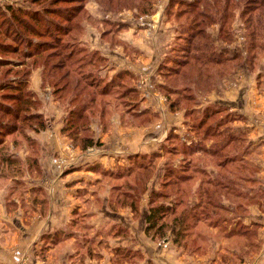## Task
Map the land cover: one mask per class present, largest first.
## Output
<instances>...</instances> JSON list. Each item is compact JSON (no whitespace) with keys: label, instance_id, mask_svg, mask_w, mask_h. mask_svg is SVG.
Returning <instances> with one entry per match:
<instances>
[{"label":"trees","instance_id":"trees-1","mask_svg":"<svg viewBox=\"0 0 264 264\" xmlns=\"http://www.w3.org/2000/svg\"><path fill=\"white\" fill-rule=\"evenodd\" d=\"M31 1L33 5H40L38 3L46 0ZM64 1L70 0H54V3L57 5L56 3ZM88 1L90 0H78L79 6L65 9L55 7L42 11L11 7L6 11L0 9V54L20 56L22 60L17 62L16 67H26L28 62L33 64L29 71L23 72L10 82L0 80V178H9L22 172L18 169L19 159L11 156L13 151L10 149L8 152V147H5L8 140L13 139L15 134L21 131L25 134L24 141L30 143L26 138L27 129L36 131V128H46L43 114L33 108L35 104L40 103L28 89L30 72L38 65L34 63L47 52L66 48L67 38L70 41L68 43L73 44L72 49L76 46L79 49L78 53L85 55V52L81 51L85 46L80 39L84 33L83 25L80 24L84 20L96 27L100 24L102 29L100 36L111 46L124 45L117 39V35L128 26L93 19L84 9ZM92 1L106 12L117 13L126 9L135 11L138 15H150L157 0ZM235 10L239 11L245 29L247 50L242 58L255 69L258 58L264 57V0H168L165 9L166 18L176 22L179 31L158 66L157 71L162 83L157 88L166 97L171 111H184V116L189 119V132L200 138L198 143L204 145L211 142L210 147L201 149L193 142L190 145H186L185 142L177 143V136L170 134L167 139L168 147L163 145L162 153L131 156L128 158L130 164L128 167L112 172H101L109 181L116 182L110 188L109 201L113 199L118 208L128 206L136 214L137 202L146 191L145 183L154 172L155 160L157 162L162 157L165 158L159 190L150 193L145 232L152 239L159 240L166 232L171 231L174 235V244L180 248L189 245L192 253L197 252L201 247L199 242H204V237L210 235L208 232L204 233L203 226L215 229L219 224L223 225L222 222L224 224L231 222L224 221L223 213L228 212L229 206H223L220 201L234 202V212L236 208L242 209L240 201L244 197L239 195L236 183L244 180L254 182L252 177H242V174L248 171L245 169L246 163H242L241 160L242 134L239 136L230 131V124L234 120L232 114L227 113L220 118L218 116L222 113L219 112L222 111L221 108L206 107L201 118L194 110L196 93L212 87L215 81L229 72L234 62L238 64L242 62L239 57H228L225 50L219 53L206 30L212 24H219V38L230 43L232 40L230 24ZM42 17L45 20L41 19ZM39 24L42 28L38 27ZM47 55L50 58V55ZM56 55L60 63L57 66L67 71L59 81H65L70 75L77 76L72 77L76 81L70 88L65 85L60 90L70 89L75 97L71 101L76 103L75 107L68 108V117L71 115L86 117V131L92 111L97 109L101 114L106 110L105 107L111 104L115 106L114 109L126 108L127 114L133 119L145 122L158 119L157 115L149 111L137 112L138 95L131 86L132 78L129 73L119 72L110 82L98 77L99 67L105 64L106 59L97 51L89 53L86 50V61L79 60L80 64L75 68L71 65L77 62L76 51L65 55L59 52ZM5 60H0V67L7 65ZM40 65L43 66L40 73L41 81L44 77L49 81L46 64ZM52 70L54 67L51 68L50 81L55 78ZM53 88V95H56L55 83ZM78 101H82V104L79 105ZM33 121H36L37 125L22 129L26 125L25 122ZM85 141L86 148L94 144L87 132ZM12 142L15 147L20 143L25 144L15 139ZM15 147L13 149H17ZM180 156L183 160L174 167L173 160ZM35 158L37 159V156ZM36 159L32 157L28 159V169L35 168L39 171V167H35V163H38ZM208 165L216 169L213 179L205 170ZM92 168L100 170L98 166ZM194 184L196 187L193 189ZM233 186L235 190L230 188ZM190 198L197 201L189 205ZM234 225L236 227L231 232L244 236L242 222L236 220ZM216 233L218 235V232ZM60 238L61 232L43 236V240L48 241L49 245L55 244Z\"/></svg>","mask_w":264,"mask_h":264},{"label":"rangeland","instance_id":"rangeland-1","mask_svg":"<svg viewBox=\"0 0 264 264\" xmlns=\"http://www.w3.org/2000/svg\"><path fill=\"white\" fill-rule=\"evenodd\" d=\"M77 1L78 0H76V2H71V0L64 1L56 3L57 5H55L54 0H46L44 2L38 3L40 5H33L31 4V0H0V9L3 11H6L9 7L21 10L39 9L41 11L50 7L65 9L67 7L79 6ZM91 3L95 4V6H93ZM167 4L168 0H158L154 4L153 8L157 9L158 13V15L154 17L155 21L152 20L153 15L151 14L138 15L135 11H127L126 9H122L117 13L103 11L100 6L92 0L85 3L84 9L95 20H104L112 23L118 22L127 25V29L132 28L134 31L144 30L151 32L155 30L157 32L161 24H169L174 28V30L172 29L173 38L169 44L171 46L177 36L179 26L176 22L166 18L165 9ZM41 19L45 20L44 17ZM84 21H82L80 24L81 26L83 25L84 31L80 39L82 44L85 46V49L82 48L81 50L85 52V55L78 53L79 49L76 46L72 49L73 44H69L68 42L70 41L67 40L69 38H65L67 41H65L67 45L66 48L58 51L52 50L47 52V54L50 55V58H48V55L46 54L43 56V58H40L37 63H34L38 64L39 66L36 65L31 70L33 72H30L31 77L29 76L28 89L35 96L34 98L40 103V105H38V103L35 104L33 108L36 112L39 111V113L43 114L42 116L43 120L46 122V128H36V131H31L30 129H27L26 131L24 130L26 133V138L30 143H26L24 141L25 134H22L20 131L19 133L15 134L13 139L19 142H24L25 144L22 145L20 143V145L15 147L14 144H12V138L8 140V144H5V147H8V152L11 150L13 151L11 156L19 159L20 164L18 165V169L22 170V172L16 175L14 174L9 178H0V209L2 210L1 207H5L6 213L11 215L15 214L16 212L23 213L24 219L26 218L30 224H34L38 219L45 218L50 213V197L47 195V193L50 192V188L48 186V188H44L43 185L46 184V177L49 180V169L54 167V173H59L60 177L65 178L66 176L72 175L78 179L64 182V185H62L63 190L66 189L69 194H64L65 197H62L63 199L61 198V205H55V207H59L60 210L64 213L66 212V214L61 215L59 213L57 216L55 215L56 218H59V221L53 226V229H51L49 232H43L38 237V241L32 245V256L37 257L42 262H46L52 253L51 251L57 249L59 252L56 253V256L67 258L69 264H162L159 261L160 258H157L159 259L157 262H152L150 259L144 260L142 248L137 246L135 240L130 237L131 234L129 235L128 230L119 225V223H113L109 219L112 218V220H116L118 215L110 217L105 209H101V207H103L100 203L102 198L97 197L95 198V201H93L96 205H98L99 209L97 213H93V215H95V219L93 220L95 221L91 220L92 214L86 211V202L89 200L92 201V199H86V179L84 178V175H86V156H97L100 154V151L103 149V143L101 142L102 135L110 138L116 134L115 129H117V131L124 132V128L128 129L131 128V126L132 128H139L141 126H145L147 122L141 119H127V125H125V127L120 126V128H118L115 126V123L113 125L111 121L114 114H120L121 124L124 119L131 117L127 114L126 108H122L120 110L114 109L115 106L112 104L107 105L105 107L106 110L101 114L97 109L92 111V117H89L88 119L89 125L87 124V131L86 117L82 116L79 118L75 117V115L68 117V108H72L73 106L75 107L74 104L76 101H71L75 97L72 95L70 89H64L63 91L60 89L65 87V85L70 88L72 83L76 81L72 77L77 76L70 75L65 81H59L60 77L67 73V71L60 68V66H57L60 65V63L56 53L61 52L62 55H65L72 52L73 50L76 51L77 62L71 65L73 68L80 64L79 60L82 59L83 61H86V50L89 53L94 51L89 47L88 44H86V39H84L86 31L89 28L95 29L100 36V30L102 29L100 24L98 27H96ZM230 26L232 30V40L230 43H226L224 40L219 38V24H212L206 30L211 36V40L213 41L215 49L219 53L225 50L228 57H239L242 62L239 64L234 62L236 67L233 65L229 72H226L224 76L215 81L212 87L206 91L202 90L201 92L196 93L197 101L196 105L194 106V110L198 112V115L201 118L206 107L221 108L222 111L219 112L222 113H220L218 116L220 118L227 113L232 114L234 120L230 124V131L235 135L240 136L242 134L241 160L242 163H246L245 169L248 171L247 173H243L242 177H252L254 178V182H247L244 180L240 183H236V185L239 187L237 188L239 195L244 197V199L240 201V203H242V205L240 204L242 209L236 208L234 212V202L232 203L230 200L220 201L223 203V206H229L227 207L228 212L223 213L224 221L226 220L225 222H231L228 224H224L222 222L224 226L219 224L218 227L215 228L216 230L209 226H203L202 229H204V233L208 232L210 235H206L204 237V242H199L201 247L197 252L192 253L189 245L184 246V248H180V246L174 244V235L171 233V231L166 232V234L163 237H160L159 240L158 238L152 239L145 232V228L147 227L145 223L143 227H140V232L143 228L145 237H147L151 242H157L155 245H157L158 248L160 247L159 249L161 251L162 249L168 250L172 248L180 255L183 254L182 256L186 259L188 258L190 261L192 258H204L205 261L213 262V260H216L217 264H264V148L262 150V147L259 146L262 141L255 142L251 140L253 142H250V136L243 127L242 133H239L235 129L238 123L242 122V126L247 125V118H254L252 119L251 123L252 127H262L264 129V57L261 56L258 58L255 69L251 68L248 63L245 62L244 58H242L245 56L247 48L245 44L246 40L244 38V23L239 16V11L235 10ZM38 27L42 28L40 24ZM146 38L148 39L149 36ZM100 39L103 40L102 38ZM107 45L110 49H116L121 46L118 44L111 46L109 42ZM1 59H6L5 61L7 62V65L0 67V80H5L6 82H10V80H14L17 76H21V74L25 71H29V67L33 65L32 63L28 62L26 67H16L18 64L17 62L22 60L20 56L0 54V60ZM40 64H46L49 81L44 77L42 82L41 77L36 76L35 72L39 71L41 73L43 70V66ZM106 65L107 60L103 66L99 67L97 75L101 79H107L110 81L114 76L111 77L104 74ZM52 67H54L52 72L54 73L55 78L54 80L50 81V72ZM239 69L242 70L239 71ZM7 70L8 72H6ZM157 70L156 74H154L157 78L154 88L156 92L162 96V102L165 103L169 110V103L166 100V97L157 88V86L162 83V79ZM73 71H75V69H73ZM131 77L132 82L136 83L133 85V88L137 91V93L143 92L142 87L145 86L146 79L142 78L134 81V77L132 75ZM240 80H242L243 83L250 84L252 82V84L256 85V95L258 100L255 99V101L250 103V105L252 107H254V105L256 106L258 110L257 115L243 116L237 112L230 111L227 107L220 104L206 103L203 99L214 92H232L238 90ZM54 83L56 95H53ZM250 89L252 90V85H250ZM143 93L145 98L149 96L148 93ZM248 93H250V90ZM69 102L71 103L69 104ZM81 102L82 101H78V103H80L79 105L82 104ZM136 104H139L138 109H143L141 107L142 102L137 101ZM143 111H148V109H143ZM171 113H182V125L178 127V124H171L164 127L162 122L163 125L161 128V136L159 138L160 140L157 139L159 140V143L161 141L162 142L160 143L158 149L150 152L149 154H134L130 156H149L153 153H162V146L165 145L168 147L167 139L170 134L177 136V143L185 142L186 145H190L193 142L201 147V149H207L210 147L211 142L205 143L204 146L203 144L198 143L200 138L190 134L189 119L184 116L183 110H177L174 112L171 111ZM160 116L161 114L158 115V119H160ZM36 123V121L31 123L25 122L26 125L23 126L22 129H25L30 125H37ZM112 125L115 129L111 134H108L107 132L110 131ZM145 128L148 127L146 126ZM86 132L88 135H91V138L94 142L93 146L87 148L85 144ZM54 142L63 144V152L51 149V146L55 145ZM14 147L17 149H13ZM31 153L32 155L30 156ZM36 156L37 159L35 158ZM31 157L38 161V163H35V167H39V171H37L35 168L31 170L28 169V159ZM179 161V157H176L173 160L174 167H177ZM164 162L165 158L163 157L157 162L155 160L156 164L154 166V172L145 183L147 189L152 188L150 191L159 190L160 179L164 173ZM91 165H94L95 167L98 164ZM129 165V162H127L124 166L122 164V167L126 168ZM205 170L211 179L215 177V168L208 165L205 167ZM45 171L47 174H45ZM101 183L105 185L103 178ZM107 183L108 188H111L112 184L116 182L108 181ZM195 187L196 184H194L193 189ZM69 188H73V191H68L70 190ZM230 188L233 190L236 189L234 186ZM191 199L192 198L189 199V205H192L190 203H195L197 201L195 198L192 200ZM146 200L147 199L145 197H141L139 198L137 204L140 202L139 206L141 207V202ZM107 204L108 207H110L113 211L125 207L118 208L119 206L115 204L113 199L109 201V197L107 198ZM124 210H128V212L131 214V217L136 221H139L143 217V214L141 213L142 211L140 210H138V213L136 214L132 211H129L131 210L130 207H125ZM120 219H123L122 215H119V220ZM232 219L233 224H231ZM236 220L242 222V235L244 234V236H238L236 232H231L233 228L236 227V225H234ZM56 232H61V238L55 244L49 245L48 241L43 240L44 235L54 234ZM216 232H218V235ZM168 234L169 238L167 239L166 236ZM216 245L218 246V250H216ZM126 251H128L127 254H124ZM24 264H27V262ZM175 264H179V261L175 262Z\"/></svg>","mask_w":264,"mask_h":264},{"label":"crops","instance_id":"crops-1","mask_svg":"<svg viewBox=\"0 0 264 264\" xmlns=\"http://www.w3.org/2000/svg\"><path fill=\"white\" fill-rule=\"evenodd\" d=\"M91 4L95 6V4ZM151 15H153L152 20H154V17L158 15L157 9L153 8ZM172 29L174 30L171 25H166L165 23L161 24L157 32L155 30L147 32L144 30L134 31L132 28L125 29L117 35V39L124 45H121L116 49H110L107 45L108 41L103 39L105 41L104 42L101 40V36H99L97 30L89 28L87 29L88 33L86 31L87 35L85 34L84 37V39H86V44H88L92 50L99 52L100 55L107 60L104 74L112 77L119 72L127 71L134 77V81L142 78L146 79V84L142 87V91L148 93L149 96L145 98L143 92L137 93V101L142 102L141 107L143 109H148L151 114H161L160 119L147 122L145 126H141L143 128H132L131 126V128L128 129L124 128V132L117 131V129L113 128L114 123L115 126L120 128V126L125 127V125H127V119H134L132 117L126 118L121 124L120 114H114L111 119L113 123L112 128L110 127L111 129L107 133L111 134L115 129L116 134L110 138L102 135L101 142L103 143V149L100 151V154L97 156H86V175H84V178L86 179V199H92V201L89 200L86 202V211L92 214L91 220L95 219V215H93V213H97L99 209L98 205H96L93 201H95V198L97 197L102 198L100 203L103 207H101V209H105L110 217L118 215L116 220H112V218L109 219L113 223H119V225L128 230L129 235L131 234L130 237L135 240L138 247L140 246L142 248L144 260L150 259L152 262H157L159 260L157 258H160L159 261L162 264H175L177 261H179V264H217L216 260H213V262L205 261L204 258H192L190 261L188 258L186 259L183 257V254L180 255L172 248L168 250L162 249L161 251L159 249L160 247L158 248V246L155 245L157 242H151L147 237H145L143 228L140 232V227L145 225L144 219L148 212V202L151 193L150 190L152 188H146V191L143 192L141 197H145L147 200L141 202V207L139 206L140 202L137 204V209L142 211L141 213L143 214V217L139 221H136L131 217L128 210H124L125 207L127 208L128 206L120 208L119 210L115 209L116 211H113L110 207H108L107 198L110 196V188H108L107 182L109 180L101 173L102 171L112 172L122 169V164L124 166L127 162H129L128 158L131 157L130 155L149 154L150 152L158 149L160 143L162 142L161 141L159 143V138L161 136L160 133L163 124L164 127L171 124H178V127H180L183 123L182 113H171V110H168V107H166L165 103L162 102V96L156 92L154 88V85L157 82V78L154 74H156V70L158 68L157 66L161 62L162 58L166 56L170 48L169 44L173 38ZM147 36H149L148 39L146 38ZM240 70L242 69H239V71ZM35 74L38 77L40 76L39 71L35 72ZM105 80L107 82L111 81H108L107 79ZM135 84L136 83L131 81L132 87ZM250 85H252V90L250 89ZM256 89V85L252 84V82L249 84L243 83L242 80H240L238 90L232 92H214L206 96V99H203L206 103L220 104L227 107L230 111L237 112L240 115L253 116L258 113L256 106L254 105V107H252L250 105V103H253L255 99L258 100ZM249 90L250 93H248ZM143 109H138L137 112L141 113L143 112ZM252 119L254 118H247V125L242 126L241 122L237 124L236 128H234L239 133H242L243 127L250 136V142L262 141L259 146H261L263 150L264 129L262 127H252ZM146 126L148 128H145ZM54 144V146H51L52 150L63 152V144L55 142ZM179 158L180 163L183 160V157L180 156ZM91 164H98L97 166L100 170L98 171L93 169L92 167H94V165ZM52 168L49 169V180L46 177V184L43 185L44 188H50V192L47 191V195L50 197V213L45 218L38 219L34 224H30L26 218L24 219L23 213L16 212L13 215L7 214L5 207H1L0 264H24L25 262H27V264H69L67 258L56 256V253L59 252L57 249L51 251L52 253L46 262H42L37 257L31 255L32 245L38 241V237L43 232H49L53 229V226L59 221V218H56L59 213L61 215L66 214V212L64 213L61 211L59 207H55V205H61L62 199L65 197L64 194H69L66 189L63 190L62 185H64V182L78 179L72 175L62 178L59 173H54L55 169L54 167ZM46 171L45 174H47ZM102 178L105 185L101 183ZM69 189L70 190L68 191H73V188ZM119 215H122L123 219L119 220ZM166 237L168 239L169 234ZM216 250H218V246Z\"/></svg>","mask_w":264,"mask_h":264}]
</instances>
